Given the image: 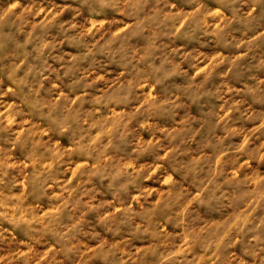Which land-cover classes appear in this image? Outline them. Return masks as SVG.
I'll return each mask as SVG.
<instances>
[{
    "label": "rangeland",
    "instance_id": "1",
    "mask_svg": "<svg viewBox=\"0 0 264 264\" xmlns=\"http://www.w3.org/2000/svg\"><path fill=\"white\" fill-rule=\"evenodd\" d=\"M0 264H264V0H0Z\"/></svg>",
    "mask_w": 264,
    "mask_h": 264
}]
</instances>
